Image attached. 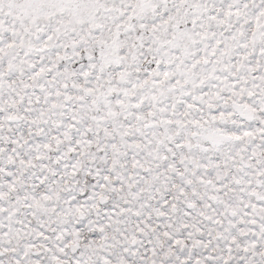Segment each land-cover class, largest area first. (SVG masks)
<instances>
[{
    "label": "snow or ice",
    "instance_id": "1",
    "mask_svg": "<svg viewBox=\"0 0 264 264\" xmlns=\"http://www.w3.org/2000/svg\"><path fill=\"white\" fill-rule=\"evenodd\" d=\"M0 264H264V0H0Z\"/></svg>",
    "mask_w": 264,
    "mask_h": 264
}]
</instances>
